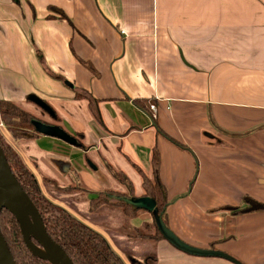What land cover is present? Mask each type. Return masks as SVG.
<instances>
[{
    "label": "crops",
    "instance_id": "0c3cea01",
    "mask_svg": "<svg viewBox=\"0 0 264 264\" xmlns=\"http://www.w3.org/2000/svg\"><path fill=\"white\" fill-rule=\"evenodd\" d=\"M136 98L156 101L155 121ZM1 100L76 139L3 129L27 167L43 170L38 179L82 187L87 218L74 214L114 250L91 222L90 200L109 191V201H125L117 171L142 196L140 169L151 176L156 148L170 228L264 264V210L223 209L246 195L264 202V0H0ZM144 211L127 221L149 222ZM153 247L156 264H238L164 238Z\"/></svg>",
    "mask_w": 264,
    "mask_h": 264
},
{
    "label": "trees",
    "instance_id": "16d2710c",
    "mask_svg": "<svg viewBox=\"0 0 264 264\" xmlns=\"http://www.w3.org/2000/svg\"><path fill=\"white\" fill-rule=\"evenodd\" d=\"M134 102L141 109L149 113L151 116H155L156 114V101L154 99H143L136 98ZM0 116L2 122L11 132V134L19 139V138H33L37 136L39 133L36 132L35 126L31 120L28 118V113L19 108L16 104L1 100L0 101ZM156 117H154V121ZM157 123V121H156ZM22 128H25L24 130ZM32 129L33 131H29ZM29 132L24 133L23 135H19L20 131ZM21 134V132H20ZM170 140L175 142L178 145L185 146L175 138L166 134ZM77 136V137H76ZM75 137L80 139L83 137V133H75ZM0 142L3 146L7 159L12 167L13 172L16 174L18 180L20 181L23 188L30 195L36 206L38 207L43 220L46 224L48 233L50 236L57 241L71 256L75 264H125L119 254L109 245V243L95 230L91 229L88 225L83 223L82 221L72 217L71 214H58L56 213L48 203H46L45 199L39 196L40 190L37 186V181L31 174L28 167L25 166L20 154L12 149L14 148L11 144L3 142L0 137ZM81 146H84L82 142H79ZM160 166V155L158 149L154 148L152 155V174L151 176L146 175L141 169L140 172L143 176V188L144 195L153 198L156 202V206L158 208V213L162 214L164 222L169 226V220L167 216L166 207L169 204L167 190L160 179L159 173ZM117 178L123 183L127 184L130 189L134 190L131 181L129 178L121 171L115 172ZM45 181H50L52 179H45ZM124 180V181H123ZM54 181V179H53ZM56 182V181H55ZM57 183V182H56ZM59 188L65 189L67 187L61 186L57 183ZM109 191H100L97 192L90 200L91 207L90 210L94 211L98 206L106 205L109 203V199L107 198V193ZM122 198H131L132 193L129 195L127 192H117ZM117 205L122 207L125 215L132 217L137 214L139 210H145L142 208H136L133 205L129 204L126 201H117ZM229 210L233 214H239L244 212H252L257 210H264V202H261L251 196L246 195L244 197V205L239 206H225L223 209ZM147 211V210H146ZM84 218H87L85 214H82ZM154 217V216H153ZM4 219H8L12 227L9 232H4L1 222ZM155 221V218H154ZM94 224L104 228L107 232V228L100 223H97V220L91 221ZM156 224V221H155ZM0 229L3 237L5 238L14 259L17 264H51L49 261L34 256L31 251L28 249L25 240L23 238V234L20 228V224L18 223L15 216L6 208H4L0 215ZM156 233L154 235H150L151 238L156 240L166 239L163 234L160 232L156 225ZM109 233V232H108ZM141 236H144L141 234ZM149 237V236H148ZM116 243V242H115ZM117 245V243H116ZM118 247V245H117ZM121 247V246H120ZM128 259L136 264V261H132L135 257V254L124 247L120 248ZM143 260L145 261L151 259L152 262H148V264H156L157 256L156 254H148L143 256Z\"/></svg>",
    "mask_w": 264,
    "mask_h": 264
},
{
    "label": "water",
    "instance_id": "95a60500",
    "mask_svg": "<svg viewBox=\"0 0 264 264\" xmlns=\"http://www.w3.org/2000/svg\"><path fill=\"white\" fill-rule=\"evenodd\" d=\"M37 102L44 106L49 112L51 111L46 104L39 100ZM32 123L38 131L56 135L73 143L77 142L74 137L57 125L43 124L35 119L32 120ZM124 200L136 208H142L151 212L163 236L180 250L194 255L220 256L241 264L235 257L224 251L197 247L182 240L164 222L162 214L158 213L159 211L153 198L149 196H139L125 198ZM4 208L8 209L17 219L25 243L34 256L43 258L51 264H75L66 250L48 233L46 224L38 207L13 172L0 142V215ZM41 249L45 250V253L41 252ZM0 264H17L2 235L1 229Z\"/></svg>",
    "mask_w": 264,
    "mask_h": 264
},
{
    "label": "rangeland",
    "instance_id": "374dc122",
    "mask_svg": "<svg viewBox=\"0 0 264 264\" xmlns=\"http://www.w3.org/2000/svg\"><path fill=\"white\" fill-rule=\"evenodd\" d=\"M27 113L29 120H31L32 117L37 118V116L32 115V113L30 112ZM0 121H2L1 118ZM5 128L7 127L5 126L4 123L3 126L0 125V137L3 140V142L7 143L3 135V129ZM22 129L24 130L25 128ZM29 131L31 132L33 130L29 129ZM20 132H18L19 135H23L24 133H26V136L27 133H29V132H24L22 130ZM12 149L16 150L15 148ZM23 163L25 164L24 160ZM25 166L27 167L26 164ZM28 169L30 170L31 174L37 181V186L39 187L40 190L39 196L44 198L46 203H48L56 213L60 215L68 213L71 214L72 217L76 219L79 216H82V214H84L83 212H81V208H79V206L80 204L83 203V200L87 197V194L86 192H84L81 186H79L78 184H74L67 186V188L65 189H62L57 186L55 180L53 181L51 177L47 176L48 174H45L46 176L41 177L43 175V170L37 169L39 172L37 173L34 169L32 170L29 167ZM39 174L41 175L39 176L40 179H38L37 177V175ZM44 178L49 180L52 179V180L45 181ZM125 185L127 187V191H126L127 194L130 195L132 193V196L134 197H139L141 195V194L138 195L135 189L128 190L130 189L131 186L128 187L129 185L128 186L127 184ZM74 212H77L79 216L75 215ZM143 213H145L144 210H139L137 212V214H141V215H143ZM91 216L93 218H96L98 224L100 223L101 225H104V227L107 228L109 235L111 236L114 244L116 245L117 243L118 245L117 247L118 249L117 251L116 250L115 251L119 254V256L122 258L125 264H133V263L120 249L122 247L135 254V257L132 261H136L135 262L136 264H148V262H152L151 259L147 260L148 262L145 261V259L143 260L144 258L143 256L157 253V251L155 252L153 247V244L157 242V240L154 239L155 237L154 238L150 237V235H154L157 231L153 214H151L149 222L142 221L143 223L140 224L139 226H133L132 224H130L129 221H127L128 217L127 215H125L123 208L118 206L117 201L114 200V201H109V203L106 205L98 206L96 210H94V212L91 214ZM1 225L4 232L6 233L9 232L10 228L12 227V224L8 219H4L3 222H1ZM141 234H143L144 236H141Z\"/></svg>",
    "mask_w": 264,
    "mask_h": 264
},
{
    "label": "bare ground",
    "instance_id": "6f19581e",
    "mask_svg": "<svg viewBox=\"0 0 264 264\" xmlns=\"http://www.w3.org/2000/svg\"><path fill=\"white\" fill-rule=\"evenodd\" d=\"M41 252L45 253V250L41 249Z\"/></svg>",
    "mask_w": 264,
    "mask_h": 264
},
{
    "label": "built area",
    "instance_id": "2783aa9c",
    "mask_svg": "<svg viewBox=\"0 0 264 264\" xmlns=\"http://www.w3.org/2000/svg\"><path fill=\"white\" fill-rule=\"evenodd\" d=\"M0 125H2V126H3V123H2V121H0Z\"/></svg>",
    "mask_w": 264,
    "mask_h": 264
}]
</instances>
